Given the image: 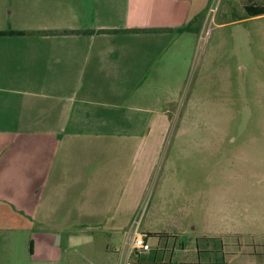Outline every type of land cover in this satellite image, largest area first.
<instances>
[{"label":"crops","instance_id":"obj_1","mask_svg":"<svg viewBox=\"0 0 264 264\" xmlns=\"http://www.w3.org/2000/svg\"><path fill=\"white\" fill-rule=\"evenodd\" d=\"M208 2L0 0V32L25 33L0 37L1 237H58L91 264H264V233L241 243L264 214L152 187L203 31L178 30Z\"/></svg>","mask_w":264,"mask_h":264},{"label":"rangeland","instance_id":"obj_2","mask_svg":"<svg viewBox=\"0 0 264 264\" xmlns=\"http://www.w3.org/2000/svg\"><path fill=\"white\" fill-rule=\"evenodd\" d=\"M208 1L184 102L170 107L166 179L152 187L197 189L207 193L201 204L245 205L256 216L264 214V15L251 19L245 7L264 0ZM246 232L242 245H259V223ZM46 245L0 236V264H91L80 244Z\"/></svg>","mask_w":264,"mask_h":264},{"label":"trees","instance_id":"obj_3","mask_svg":"<svg viewBox=\"0 0 264 264\" xmlns=\"http://www.w3.org/2000/svg\"><path fill=\"white\" fill-rule=\"evenodd\" d=\"M247 14L249 15V18L252 17H259V16H263L264 15V4H260V5H248L245 7ZM202 17L196 18L195 20H193L189 25H187L186 27L178 30V32H193L195 31L196 25L198 24L199 26H201V21ZM133 32L136 33H142V32H148V30H134ZM65 34H73L75 32H64ZM87 34H93L95 33L94 31H87L84 32ZM100 33H105V31H101ZM114 33H119V31H115ZM20 36V35H25V33L22 32H15V31H8V32H0V37L1 36ZM31 252L33 253V245L31 247Z\"/></svg>","mask_w":264,"mask_h":264},{"label":"built area","instance_id":"obj_4","mask_svg":"<svg viewBox=\"0 0 264 264\" xmlns=\"http://www.w3.org/2000/svg\"><path fill=\"white\" fill-rule=\"evenodd\" d=\"M140 224L135 223L133 229L132 248L138 253H145L151 250V245L147 242V236L140 232Z\"/></svg>","mask_w":264,"mask_h":264}]
</instances>
